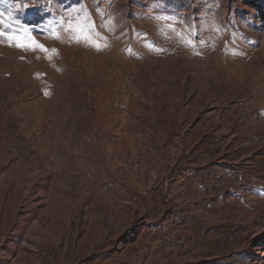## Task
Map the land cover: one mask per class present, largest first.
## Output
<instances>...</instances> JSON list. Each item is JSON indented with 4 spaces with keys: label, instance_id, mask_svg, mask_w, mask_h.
Here are the masks:
<instances>
[{
    "label": "rangeland",
    "instance_id": "374dc122",
    "mask_svg": "<svg viewBox=\"0 0 264 264\" xmlns=\"http://www.w3.org/2000/svg\"><path fill=\"white\" fill-rule=\"evenodd\" d=\"M0 33V177L32 159L22 189L0 186V264H264V0H0ZM109 85L126 152L118 141L96 189L137 218L122 210L116 228L90 210L74 156L53 187L49 138L33 149L40 122L63 120L56 156L73 152L89 90ZM44 213L50 236L24 241Z\"/></svg>",
    "mask_w": 264,
    "mask_h": 264
},
{
    "label": "bare ground",
    "instance_id": "6f19581e",
    "mask_svg": "<svg viewBox=\"0 0 264 264\" xmlns=\"http://www.w3.org/2000/svg\"><path fill=\"white\" fill-rule=\"evenodd\" d=\"M97 59V58H96ZM95 59V60H96ZM95 64L99 65V61H94ZM131 71V69H127ZM102 76V75H101ZM103 77V76H102ZM83 80V79H82ZM95 80V79H94ZM101 80V79H100ZM99 83V82H98ZM97 83V84H98ZM73 85V84H72ZM115 85V84H114ZM18 87V86H17ZM92 88V87H91ZM108 89L104 90L105 92H94L89 90L88 94V102L91 105L90 109L93 107L96 109L97 112V118H94L92 115V110L86 111V113H81L86 117V125L84 127H81V131L84 135H86V138L80 140V134L76 135L77 142H80V145L74 149L72 152L70 149V143L66 140L64 141L62 145V149L64 150V154L62 156H56V146L59 142V136L62 135V130H63V120L62 121H57L58 123H54L52 126L49 127L48 121L43 120L38 124V129L36 130L37 136H36V141L38 140L37 144L33 146V149L35 150L37 148L38 143L41 141H44L46 137L49 138V151L51 152L52 156H49L50 160H52L54 157H56V161H54V165H56L55 169L58 170L57 176L50 179V183L53 187H64L69 180H71V175L70 173L67 172L66 166L70 165L69 159L74 156L76 160H73V164L77 168V173L80 176L79 181L81 183H84L87 188L94 189L93 193H90L91 195V206L90 210L92 211L93 215L96 214L95 211L96 209H99V214L97 217H102L103 219H107L109 224H112L115 228L122 223V218H121V211L125 210L127 211V218H128V223L130 225H133L134 223L137 222V218L135 217V208L132 207H121L118 208V206L114 205L111 206L108 202L106 197H101L98 195V190L96 189L97 186L101 184V176L100 173L104 169L112 168L115 166V159L113 158V153L114 151L118 148L116 147V143L119 141L121 144V149L122 152L125 153V141H124V135L121 134V130L123 129H117V130H112L109 122L114 118L111 111L108 110V107L112 101L110 94L112 85L107 86ZM112 88V89H111ZM94 89V88H93ZM114 90V89H113ZM117 90V88H116ZM96 91V90H95ZM9 96L11 97V100L13 102H17L18 100V95L20 93V89L12 87L10 90H8ZM80 95V94H79ZM72 100V97L70 98ZM19 109V108H17ZM51 109V108H50ZM49 109V110H50ZM25 110L24 108H20L19 111ZM84 111V110H83ZM133 115H137V109L135 107H132ZM55 112V111H54ZM60 112L65 115V117H68V112L67 108L61 109ZM19 113V112H18ZM20 114V113H19ZM43 115V113H42ZM80 115V114H79ZM136 117V116H135ZM48 118V117H47ZM41 119V118H40ZM40 121V120H39ZM78 123L82 125L81 118H78ZM126 130V129H125ZM90 134V137L88 136V132ZM70 134L66 133V137L69 138ZM128 135V134H127ZM17 143L19 141H16ZM15 143V147L17 145ZM183 142L179 140V145L182 146ZM18 155H15L13 158H11V161L13 162L15 159H17ZM48 159V156H46ZM5 160V154H0V161L3 163ZM169 161V158L167 159ZM57 162V163H56ZM1 163V164H2ZM26 167L22 166V163H16L15 166L13 167V172L8 174V176H1L0 177V186L2 183H4L7 179H11L14 181L16 188L18 190L23 188L22 184V179L24 178L25 175H29V171L32 168V159H29L28 163H26ZM115 168V167H114ZM11 171V170H10ZM107 172V170H106ZM111 172V171H110ZM41 172H37L34 175H30L32 179H34L37 175H40ZM104 178V177H103ZM106 179V178H105ZM108 180V179H106ZM11 181V180H10ZM125 186H121V190L119 192L122 194L126 195L127 201H130V196L127 192V185L124 184ZM25 186V185H24ZM117 192V193H119ZM110 194V193H109ZM115 194V192H114ZM88 195V196H89ZM111 195V194H110ZM118 195V194H116ZM39 197V203L40 205H48V195L46 193L40 192L38 194ZM90 197V196H89ZM23 202L26 204V209L32 211L33 206L30 205V199L28 195H25L22 198ZM87 200V198H86ZM90 201V200H89ZM70 208V207H69ZM60 215L63 216L60 217L62 221L68 222V231H67V237H70L71 235V229L74 225L73 222V215H71L69 218H67V215L62 212L59 213ZM72 214V213H70ZM69 214V215H70ZM76 214V213H75ZM81 214V211L79 212V215ZM126 218V217H125ZM79 219V218H78ZM59 220V217H58ZM23 221H26L25 219ZM57 221V220H56ZM78 222L80 223L81 220L79 219ZM27 233L24 236V241H30V240H35L36 242H44L47 240V238L50 236L52 233V226L48 223V218L44 214L38 216L36 218L35 222L30 225L27 229ZM61 234V233H60ZM59 238V236H57ZM57 242V239H56ZM258 251H260V248H258ZM261 254V255H260ZM262 258H264V251L261 253H258ZM263 264V261L261 263Z\"/></svg>",
    "mask_w": 264,
    "mask_h": 264
},
{
    "label": "snow or ice",
    "instance_id": "6c2138e0",
    "mask_svg": "<svg viewBox=\"0 0 264 264\" xmlns=\"http://www.w3.org/2000/svg\"><path fill=\"white\" fill-rule=\"evenodd\" d=\"M0 35H3V33H0ZM97 47H99V46L97 45ZM42 50H44V49H42ZM44 51H47V50H44Z\"/></svg>",
    "mask_w": 264,
    "mask_h": 264
}]
</instances>
